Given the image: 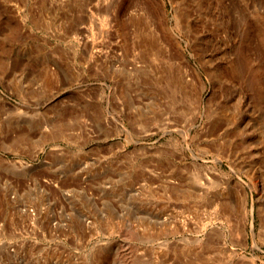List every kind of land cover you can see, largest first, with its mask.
<instances>
[{
	"label": "rangeland",
	"instance_id": "rangeland-1",
	"mask_svg": "<svg viewBox=\"0 0 264 264\" xmlns=\"http://www.w3.org/2000/svg\"><path fill=\"white\" fill-rule=\"evenodd\" d=\"M0 264H264V0H0Z\"/></svg>",
	"mask_w": 264,
	"mask_h": 264
}]
</instances>
